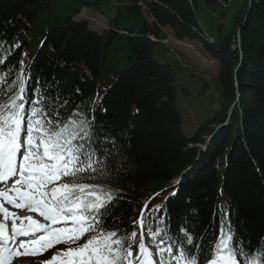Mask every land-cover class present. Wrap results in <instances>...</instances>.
<instances>
[{"label":"trees","instance_id":"trees-1","mask_svg":"<svg viewBox=\"0 0 264 264\" xmlns=\"http://www.w3.org/2000/svg\"><path fill=\"white\" fill-rule=\"evenodd\" d=\"M200 1L223 16L233 2ZM198 7L199 0H0V59H7L0 75L14 80L23 71L54 82L61 102L70 100L68 115L94 116L116 140L121 233L137 228L147 198L145 216L164 205L153 215L166 216L172 233L186 217L209 236L230 221L255 248L264 244V0H240L217 36L201 26ZM81 9L97 12L107 29L93 30ZM167 30L217 64V107L190 136L171 66L154 55L157 45L171 53Z\"/></svg>","mask_w":264,"mask_h":264},{"label":"snow or ice","instance_id":"snow-or-ice-1","mask_svg":"<svg viewBox=\"0 0 264 264\" xmlns=\"http://www.w3.org/2000/svg\"><path fill=\"white\" fill-rule=\"evenodd\" d=\"M6 63L0 59V72ZM10 76L0 75V264L61 244L40 264H264V244L246 245L230 221L209 236L186 217L172 233L166 216L153 215L162 204L147 216L148 206L141 208L139 236L121 233L115 179L123 154L116 140L94 116L68 115L70 100L61 102L54 82L32 81L23 71ZM145 228L158 241L155 252L145 244Z\"/></svg>","mask_w":264,"mask_h":264},{"label":"rangeland","instance_id":"rangeland-1","mask_svg":"<svg viewBox=\"0 0 264 264\" xmlns=\"http://www.w3.org/2000/svg\"><path fill=\"white\" fill-rule=\"evenodd\" d=\"M239 4L240 0H233L232 4L224 10L223 16L219 8L208 6L199 0L196 15L206 32L217 36L220 23L224 21L225 24L229 21L228 18L232 9L238 8ZM213 12H216L217 16H213ZM78 17L86 19L92 29L97 32L107 29L104 18L93 10L81 9ZM165 32L167 33L166 45L171 53H167L163 46L157 45L154 55L161 62L168 63L171 66L179 89L176 95V103L182 117V130L190 136L197 126L207 119L217 107V96L219 95V85L216 78L217 64L209 58L196 42L176 40L168 30ZM175 59L184 67L182 71L178 66L180 64ZM203 146L201 145L199 148L202 149ZM144 237L145 244L151 251L155 252L151 238H148L145 234ZM61 246L63 248L66 245L61 244ZM20 261H16L14 264H39L41 259L29 260L25 263H20Z\"/></svg>","mask_w":264,"mask_h":264},{"label":"bare ground","instance_id":"bare-ground-1","mask_svg":"<svg viewBox=\"0 0 264 264\" xmlns=\"http://www.w3.org/2000/svg\"><path fill=\"white\" fill-rule=\"evenodd\" d=\"M10 210H12V211H19V210H15V209H10ZM34 217H36V214H32ZM36 218H38V217H36ZM3 219V217H2V214H0V220H2ZM42 219V218H41ZM9 224H10V221L8 222ZM29 264V263H28Z\"/></svg>","mask_w":264,"mask_h":264}]
</instances>
